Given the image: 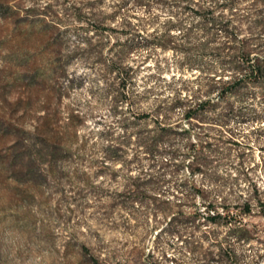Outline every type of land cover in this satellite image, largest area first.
<instances>
[{"label": "rangeland", "instance_id": "1", "mask_svg": "<svg viewBox=\"0 0 264 264\" xmlns=\"http://www.w3.org/2000/svg\"><path fill=\"white\" fill-rule=\"evenodd\" d=\"M233 1L225 15L233 18L239 37L252 33L263 50L264 0ZM170 3L0 0V264H154L156 260L172 264L175 231L168 225L156 234L171 217L168 211L156 212L145 203L133 207L120 203L126 174L137 173L134 150L126 146L127 134L139 126L131 124L134 112L120 100L122 90L108 61L119 48L117 41L126 38L120 31L124 24L140 27L149 16L145 33L161 31L174 18ZM125 60L136 67L137 88L150 87L156 93L151 102L172 94L182 81L201 76L197 68L188 70L171 49L138 47ZM256 101L253 109H246V116L257 119L232 124L243 135L239 139L251 146L233 159L234 164L244 162V168L237 171L219 164L217 171L231 172L241 188L257 190L264 200V92L260 89ZM144 104L142 108L147 107ZM188 177L186 170L179 169L171 178ZM192 179L211 189L224 182L225 193L235 188L234 180L210 173ZM177 194L180 198L173 204L182 200ZM167 196L172 198V191L162 198ZM180 204L190 211L200 207L201 200L195 197L191 207ZM247 221L253 239L234 242V256L186 252L182 260L264 264V216L254 214Z\"/></svg>", "mask_w": 264, "mask_h": 264}, {"label": "trees", "instance_id": "2", "mask_svg": "<svg viewBox=\"0 0 264 264\" xmlns=\"http://www.w3.org/2000/svg\"><path fill=\"white\" fill-rule=\"evenodd\" d=\"M233 3V0H171L170 7L175 10H170L173 20L164 23L161 31L155 28L147 33L149 16L141 28L127 22L120 30L126 38L121 43L117 41L119 48L114 58L108 60L110 72L122 90L120 100L134 112L131 124L139 126L127 134L126 146L131 145L134 150L137 173L126 174L120 203L125 207L150 204L156 212L171 215L156 234L168 225L175 231L176 254L171 258L172 264H185L181 257L186 252L234 256V242L244 244L253 239L247 218L254 214L264 216V200L257 190L241 188L236 176L227 170L217 171L219 164L237 171L244 168V162L234 164L233 159L240 157L241 149L251 146L244 138L239 139L243 135L234 131L232 124L257 119L246 116V109L257 105L258 89L264 92V49H258L252 33L239 37L240 30L233 18L224 13ZM261 30L264 31L262 24ZM138 47L171 49L182 57L188 70H200V79H186L172 94L151 102L156 93L150 87L137 88L136 67L125 60ZM145 102L147 107L142 108ZM236 147L237 155H232ZM179 169L186 170L190 177L172 179ZM208 173L217 179L234 180L235 188L225 193L224 182L211 189L197 186L192 179L193 175ZM167 174L173 183L166 178ZM165 184L168 186L163 188ZM171 191L172 198H162ZM177 193H181L182 200L173 204L174 199L180 198ZM195 197L201 200V206L184 211L180 203L191 207ZM204 241L208 246L203 245ZM93 261L98 262L95 257ZM154 264L165 263L156 260Z\"/></svg>", "mask_w": 264, "mask_h": 264}]
</instances>
